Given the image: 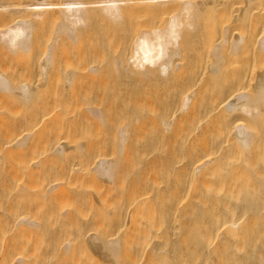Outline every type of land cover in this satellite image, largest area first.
I'll use <instances>...</instances> for the list:
<instances>
[{"label": "bare ground", "instance_id": "1", "mask_svg": "<svg viewBox=\"0 0 264 264\" xmlns=\"http://www.w3.org/2000/svg\"><path fill=\"white\" fill-rule=\"evenodd\" d=\"M0 17V264H264V0H0ZM177 74L161 121L186 185L160 198L166 179L127 170L130 134L153 106L138 93Z\"/></svg>", "mask_w": 264, "mask_h": 264}, {"label": "rangeland", "instance_id": "2", "mask_svg": "<svg viewBox=\"0 0 264 264\" xmlns=\"http://www.w3.org/2000/svg\"><path fill=\"white\" fill-rule=\"evenodd\" d=\"M130 13V12H129ZM128 13V14H129ZM130 15V14H129ZM1 18V17H0ZM156 21H158V19L156 18V17H154L150 22L151 23H154V22H156ZM130 26V25H129ZM134 26V25H133ZM131 28H132V24H131V26H130ZM134 28V27H133ZM44 32H42V33H40L39 35L40 36H42V37H44V34H43ZM41 34H43V35H41ZM10 59H5L3 62H5L6 64H10L11 62L9 61ZM129 71V72H128ZM128 71H125V74L126 75H128V73H130L131 71L130 70H128ZM110 72V70H107V73H109ZM30 74V73H29ZM28 74V75H29ZM32 74V73H31ZM30 74V75H31ZM29 75V76H30ZM61 77V79H59V81H62V80H64L63 78H62V76H60ZM59 77V78H60ZM59 81H57V83L59 82ZM185 81V77H182V76H180V74L178 75H176V77H174L173 79H171V82L170 83H168V86H171L172 85V87H167V86H163V87H156V86H152V87H149V86H145V88H144V90L142 89L141 91H142V93H138L139 95L141 94L142 95V97L145 99L144 100V102H145V104H147V102L149 101L150 103H152L153 104V106H151V107H148V106H144L143 107V109H142V113H140L141 114V116H142V119H141V121L140 122H138V123H134L135 125H134V127H133V129H132V132H131V136H130V139L131 140H133V141H136V142H134V143H132V145H131V149L133 150V149H137L138 147V149L139 150H141V152L140 151H138L137 153L135 152L134 153V155L136 156V158H134V160H133V157L131 158L130 157V155H132V153H133V151H136V150H133V151H131L132 153H130L129 152V157H130V160H129V157H128V165H127V170H129L128 172L129 173H131L130 171H132V173H133V170H135L136 169V166L138 167V165L140 166H142L141 168L140 167H138L137 169H138V171L141 169V183H143V184H147L150 180L151 181H153L152 179H155L156 177V179H158V176H160L159 177V179L161 178V180L163 181V180H165V181H163V182H165L167 185H165V183L163 184V182H162V184H161V187L163 188V189H166L165 191V194L167 193V190H168V187L169 186H172L173 184H175V183H178V181H179V189H178V191L179 190H181V188H180V186H183V188H184V185H186V184H184L183 185V183H185L184 182V175H183V173H178L177 174V176H180V178H181V180L183 181V183H181L180 181V179L178 180V177H173V172H174V169H175V171L182 165L181 163H179V165H178V163H175L176 162V159L174 158V157H176V152H178V150H179V152H178V156L180 155V157H181V155H183L184 153V151H185V149H183V148H180V149H177V145H175L174 143H169L167 140H166V138L164 137V135H163V131H164V126L162 125V119L164 118V117H167L168 115H170L173 111H174V109L177 107V104H178V101L176 100V95L174 94L175 93V91H174V89H173V86L175 85V84H180V83H183ZM60 84H58V86L59 85H61L63 82H59ZM119 89H120V86L119 85H117L116 87H111V89H108V91H112V92H118L119 91ZM108 91L106 90L105 92H104V94H103V97L102 98H100V97H95V100L98 102V104L100 105V106H102V107H105V106H107L108 107V103H107V93H108ZM140 91V92H141ZM94 99V98H93ZM2 102V101H1ZM134 102L135 101H124V102H121L120 103V105H119V107L121 108V107H123V108H127V107H130V106H132L133 104H134ZM143 102V103H144ZM3 103H5V102H3ZM89 104V103H88ZM165 115V116H164ZM82 116V114L80 115V118H82L81 117ZM129 117L131 116L130 114L128 115ZM83 118H84V115H83ZM80 121V120H79ZM82 121V120H81ZM35 125V124H34ZM111 126V125H110ZM42 127H43V123L41 122L40 124H39V126H38V128H39V130L37 131V132H40L41 130H42ZM112 127V126H111ZM131 128H132V126H131ZM41 129V130H40ZM43 131V130H42ZM84 133V132H83ZM82 133V135H80V134H74V133H66L67 135L66 136H69L68 138H73V141H74V138H80V136H81V139H78V140H80V142L81 141H85V138L84 137H88L87 136V134H93L92 136L93 137H96V135H98L99 137L101 136L100 134H99V132L98 131H94V130H92V129H89V130H87L84 134ZM90 134V135H91ZM94 134H95V136H94ZM102 134V133H101ZM113 134H115V128H110L109 127V129L106 131V133L104 134H102L103 135V137L104 138H102V137H100V138H102L101 140H104V139H106V140H104V141H102V142H104V147L102 148L101 147V151H103L101 154H98V158H101V156L100 155H102V156H107L106 158H114L115 156H116V153H115V151H114V148H113V146L111 145L112 144V142L114 141L113 140ZM132 134H133V136H132ZM79 135V137H77ZM65 136V135H64ZM92 136H91V138H92ZM98 136H97V138H98ZM90 137V136H89ZM88 137V138H89ZM112 137V138H111ZM63 138H65L66 139V141L68 140V138L67 137H63ZM88 138H86V141L88 140ZM111 139H112V142H111ZM76 140V139H75ZM69 141H71L70 139H69ZM72 141V142H73ZM76 142V141H75ZM74 142V143H75ZM169 143V144H168ZM175 147V149H176V151H175V153H174V150L175 149H173ZM179 147V146H178ZM153 149H154V153H153ZM155 150L157 151V152H155ZM181 150H182V152H181ZM146 151H148V152H146ZM149 151H151V155H150V153H149ZM162 151H164V152H162ZM145 152L146 153H149V157L148 156H146V154H145ZM174 154H173V153ZM183 153V154H181V153ZM143 154V156H142V154ZM172 153V154H171ZM145 154V155H144ZM138 155L140 156V157H138ZM171 155V156H170ZM100 156V157H99ZM133 156V155H132ZM143 158H142V157ZM168 156V157H167ZM170 156V157H169ZM174 156V157H173ZM177 156V157H178ZM147 157V159H145ZM173 157V158H172ZM183 157V156H182ZM161 158V159H160ZM165 158H167V160L165 159ZM169 158V159H168ZM171 158V159H170ZM145 159V160H144ZM173 159H175V160H173ZM155 161V163H157L156 165H155V163H154V161ZM167 161V163H166V161ZM138 162V163H135L134 164V162ZM158 161V162H157ZM173 161V162H172ZM175 161V162H174ZM165 162V163H164ZM172 162V163H171ZM151 163V164H150ZM154 163V165L155 166H152V164ZM138 164V165H137ZM162 164H164V166L162 165ZM177 164V165H176ZM168 165V167H166ZM171 165V166H170ZM135 166V167H134ZM161 166V167H160ZM154 167V168H153ZM167 168L168 169V172H170V173H168L166 170L167 169H165V168ZM162 168V169H161ZM171 168V169H170ZM181 168V167H180ZM179 168V169H180ZM170 169V170H169ZM173 169V170H172ZM136 171V170H135ZM134 171V172H135ZM158 171V173L160 174H158L157 175V172ZM162 171V172H161ZM167 173H166V172ZM177 172V171H176ZM131 173V174H132ZM175 173V172H174ZM154 174H156V175H154ZM165 174V175H164ZM162 175H163V177H162ZM168 175V176H167ZM154 176H156L155 178H154ZM167 177V178H166ZM171 180H170V179ZM174 178H176L177 180H175ZM183 178V179H182ZM174 180H175V182H174ZM150 181V182H151ZM170 181V182H169ZM172 181V182H171ZM168 182H169V184H168ZM180 183L182 184V185H180ZM142 184V185H143ZM172 184V185H171ZM163 185H164V187H166L167 186V188H164L163 187ZM145 186V185H144ZM176 187V185H173V187H169V189L170 190H168V192L169 191H171V189H172V191H173V189ZM182 188V189H183ZM183 191H184V189H183ZM182 191V192H183ZM174 192H175V190H174ZM153 193V192H152ZM163 193H164V191H163ZM170 193H172V192H170ZM180 193V192H179ZM155 193H153L152 195H151V198H156V195H154ZM165 194H161V196H160V198L161 197H163V198H167V196L169 197V195H165ZM174 194H176V193H174ZM178 194V193H177ZM165 196V197H164ZM172 196V195H171ZM157 198H158V196H157ZM174 198V197H173ZM172 198V199H173ZM170 199V198H169ZM167 200V199H166ZM165 201V200H164ZM164 201H162L161 203H159L160 201H157V200H154V201H149V202H151V203H153V205H154V209H156L157 208V210L159 209L158 208V206H160L159 204H162L163 205V202ZM171 201V200H170ZM159 203V204H158ZM158 204V205H157ZM161 205V206H162ZM21 237V236H20ZM20 237H16V239L18 240V239H20Z\"/></svg>", "mask_w": 264, "mask_h": 264}]
</instances>
